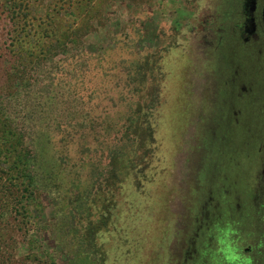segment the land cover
Segmentation results:
<instances>
[{
	"label": "rangeland",
	"instance_id": "obj_1",
	"mask_svg": "<svg viewBox=\"0 0 264 264\" xmlns=\"http://www.w3.org/2000/svg\"><path fill=\"white\" fill-rule=\"evenodd\" d=\"M11 1L0 0L1 45L19 36V48L38 53L57 23L80 27L90 54L123 38L144 54L146 123L138 113L122 130L100 115L98 137L86 138L82 158L98 159L103 146L112 158L102 159V190L85 192L74 264H264V0H129L127 15L107 0L86 24L68 15L76 0H13V23ZM123 149L130 163L113 158ZM32 214L38 245L21 253L70 264L56 234L42 231L54 217L49 197Z\"/></svg>",
	"mask_w": 264,
	"mask_h": 264
},
{
	"label": "trees",
	"instance_id": "obj_2",
	"mask_svg": "<svg viewBox=\"0 0 264 264\" xmlns=\"http://www.w3.org/2000/svg\"><path fill=\"white\" fill-rule=\"evenodd\" d=\"M76 1L78 5L68 15L86 24L102 16L100 6L107 0ZM113 1L128 14L129 0ZM10 4L14 23L16 3L12 0ZM79 4L84 7L82 14L76 11ZM0 10L7 11L4 7ZM136 10L141 18L142 6L136 5ZM58 13L53 10L56 17L65 15ZM134 26L132 33L140 37V21ZM44 33L49 37L38 53L19 48V36L0 44V65L4 67L0 74V264L41 262L30 251L22 254L21 246L26 244L32 250L38 245L30 237L32 211L41 208L43 197L51 200L54 217L43 223L42 231L56 234L55 243L74 264L83 243L81 229L86 225L85 192L91 188L98 194L102 190L100 179L108 171L103 161L112 158L104 146L98 159L81 157L84 148H91L86 138L95 141L98 137L96 118L102 115L123 126L122 130L129 129L127 123L138 113H144V122L147 120L144 101L141 103L147 88L146 63L144 54L134 50L129 39H114L113 45L90 54L80 37V27H65L63 31L54 23ZM160 61L159 55L156 67L160 68ZM158 89L159 84L154 90L156 98ZM153 106L147 108L151 111ZM125 116L126 125L122 124ZM106 128L112 130V122ZM115 157L131 162L124 149L114 152ZM46 256L50 264L55 262L52 253Z\"/></svg>",
	"mask_w": 264,
	"mask_h": 264
},
{
	"label": "flooded vegetation",
	"instance_id": "obj_3",
	"mask_svg": "<svg viewBox=\"0 0 264 264\" xmlns=\"http://www.w3.org/2000/svg\"><path fill=\"white\" fill-rule=\"evenodd\" d=\"M262 15H263V20H264V6H263V9H262Z\"/></svg>",
	"mask_w": 264,
	"mask_h": 264
}]
</instances>
